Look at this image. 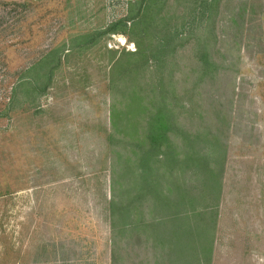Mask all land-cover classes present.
Wrapping results in <instances>:
<instances>
[{
	"label": "rangeland",
	"instance_id": "obj_1",
	"mask_svg": "<svg viewBox=\"0 0 264 264\" xmlns=\"http://www.w3.org/2000/svg\"><path fill=\"white\" fill-rule=\"evenodd\" d=\"M133 1L0 0V264H264V0ZM152 107L177 160L112 229Z\"/></svg>",
	"mask_w": 264,
	"mask_h": 264
},
{
	"label": "trees",
	"instance_id": "obj_2",
	"mask_svg": "<svg viewBox=\"0 0 264 264\" xmlns=\"http://www.w3.org/2000/svg\"><path fill=\"white\" fill-rule=\"evenodd\" d=\"M146 1H148L149 3L151 2V0H146ZM142 2H143L142 0H134L133 2H129V5L132 6L134 3H138L140 5ZM143 6L145 7H142V9L148 8L147 3H145ZM140 9L141 8L138 7V10L136 11V13H133L132 15L130 14L132 18H137V17L139 18V20L132 21L131 26L132 25L138 26V24L142 22H143L142 25H145V21L143 20L145 19V15L147 14L146 12H141V11L139 12ZM128 17L124 19L119 18L116 21L111 22L107 26L105 31L110 32V33L118 32V33L124 34L125 29H126V26H125L126 20H129ZM160 41L157 43V46H160L162 48L168 47L169 42H170L169 39H164V40L161 39ZM54 55L55 54L52 53L51 57ZM42 62L48 65L51 62L53 63L54 60L53 59L51 60L48 57L45 60V58L42 57L36 63H34L31 67H37V66L43 65ZM39 78L48 79V73L46 71H43L40 73L39 70H37L34 73V75H32V78L30 79V83L32 85H35ZM34 88L35 87L32 88V91H34ZM44 89H45V84L40 86V88H37L36 91H38V93L41 94L44 91ZM169 112L170 111L168 109H164V107H158V108L155 107V109L151 113H149V118L146 119V122L144 125V128H145L144 138L146 140V144H143L139 141V142H134L131 145L132 147L133 146L135 147L133 163L135 165V169H138V170L140 169V172L129 176L130 180L132 181L131 187L133 188V190H135V192L133 193L131 197L126 198L122 202H116L114 201V199L109 200L108 205H109V214H110V219H111L110 224H111L112 229L117 225L122 228L125 225L129 226L130 223L134 224L132 219H130L131 217L129 215V211L131 210L133 206H135V203L137 202L138 198L142 195L140 193L141 189L146 190L147 192L151 193L154 197V193H156L155 190H153L154 184H152L151 182H147L146 181L147 178H145L147 176L146 173H152L153 169L151 166L154 165L155 163L160 164L166 161L169 164L175 163L177 160L173 154V151H172L173 149H171V143L168 137V132L171 131L172 129V126L169 124L170 123L169 120H172V116ZM158 153L161 155L163 154V158L161 160L157 158ZM201 161L204 163L203 165L207 167L206 165L207 161L205 160V158L204 159L202 158ZM207 173L209 177L215 176V174L212 171H210L209 168H207ZM125 192H127V190ZM177 197H179L178 200H182V195L180 193H177ZM164 205L165 207L170 206L168 202L166 203L164 202ZM190 207H192L191 203H190ZM191 209H194V208H191ZM191 211L194 212V214H196L197 217H199L198 214H202V215L204 214V216L206 215L205 212L204 213L201 211L197 212L195 211V209ZM175 215L177 214H172L168 218L158 219L159 221L157 220V223L154 220L153 222L149 223L147 226L149 227L157 226L158 227L160 226V224L166 225L165 224L166 222L168 223V225L170 223H173V225L176 226L175 231L181 232L180 234L179 232H177L176 236H181L183 232L189 231L187 230L185 226L187 216L185 214L181 216H175ZM125 218H126V221H124ZM200 221L205 222V218L200 216L197 222H200ZM196 227H197V223L194 224L192 228L194 230L198 229ZM176 245L177 247L179 246L177 243ZM111 264H112V261H111ZM113 264H115L114 261H113Z\"/></svg>",
	"mask_w": 264,
	"mask_h": 264
}]
</instances>
